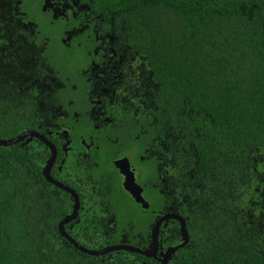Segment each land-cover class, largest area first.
<instances>
[{
  "label": "flooded vegetation",
  "instance_id": "1",
  "mask_svg": "<svg viewBox=\"0 0 264 264\" xmlns=\"http://www.w3.org/2000/svg\"><path fill=\"white\" fill-rule=\"evenodd\" d=\"M130 31L94 0H0V141L26 135L0 145V192L12 190L19 207L51 224L53 238L47 229L27 239L75 264H187V256L197 264L205 245L243 254L222 249L231 236L264 234V185L247 208H229L226 181L212 186L217 175L198 165L200 147L182 144L178 114L174 128L166 122Z\"/></svg>",
  "mask_w": 264,
  "mask_h": 264
},
{
  "label": "trees",
  "instance_id": "2",
  "mask_svg": "<svg viewBox=\"0 0 264 264\" xmlns=\"http://www.w3.org/2000/svg\"><path fill=\"white\" fill-rule=\"evenodd\" d=\"M94 2L127 19L128 35L147 55L159 84L166 122L174 128L178 114L182 144L187 149L193 140L200 147L198 165L217 175L211 185L222 190L225 180L229 208L231 203L247 208L264 185V0ZM13 193L0 192V264H75L45 241L44 247L26 238L27 231L48 229V236L54 235L51 224L13 201ZM230 238L222 251L239 245L243 254L209 251L205 245L198 249L197 264H264V234ZM185 261L190 263L188 256Z\"/></svg>",
  "mask_w": 264,
  "mask_h": 264
},
{
  "label": "water",
  "instance_id": "3",
  "mask_svg": "<svg viewBox=\"0 0 264 264\" xmlns=\"http://www.w3.org/2000/svg\"><path fill=\"white\" fill-rule=\"evenodd\" d=\"M26 135H22L20 138H18L17 140L15 141H11V142H7V141H0V145H4V146H7L9 144H13L14 142H17L18 140L20 139H23ZM125 188H126V191L132 195V197L136 200V202L140 203V204H143V206L145 208L148 207V205L146 204V202L143 200L142 196H141V189L136 185L134 184L133 181L131 180H127V183H125ZM184 235V243L182 246H184L186 244V241H187V233L184 232L183 233ZM173 252V250H172ZM89 254L91 255H99V253H95V252H89Z\"/></svg>",
  "mask_w": 264,
  "mask_h": 264
},
{
  "label": "rangeland",
  "instance_id": "4",
  "mask_svg": "<svg viewBox=\"0 0 264 264\" xmlns=\"http://www.w3.org/2000/svg\"><path fill=\"white\" fill-rule=\"evenodd\" d=\"M138 166H139V164H138ZM137 168H138V171H139V167H137ZM151 170H152L151 164L148 163V162L147 163H144V167L141 168L142 177L144 178V177L148 176V174L150 172H152Z\"/></svg>",
  "mask_w": 264,
  "mask_h": 264
}]
</instances>
